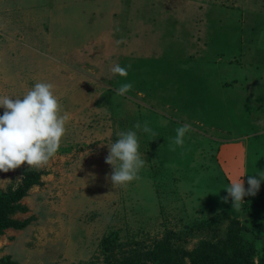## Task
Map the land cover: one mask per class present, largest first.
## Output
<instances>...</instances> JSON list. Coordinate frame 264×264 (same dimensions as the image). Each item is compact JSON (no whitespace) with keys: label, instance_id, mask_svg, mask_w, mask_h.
Listing matches in <instances>:
<instances>
[{"label":"rangeland","instance_id":"obj_1","mask_svg":"<svg viewBox=\"0 0 264 264\" xmlns=\"http://www.w3.org/2000/svg\"><path fill=\"white\" fill-rule=\"evenodd\" d=\"M114 63L128 76L112 74ZM37 82L55 85L71 119L46 166L0 171L4 191L25 171L44 173L15 216L34 221L5 231L0 258L117 264L137 251L130 264H159L147 252L159 241L191 250L236 218L258 261L264 180L239 209L226 188L264 172V0H0V96ZM145 121L155 136L135 129ZM183 125L191 131L175 146ZM128 130L146 164L114 186L107 144Z\"/></svg>","mask_w":264,"mask_h":264},{"label":"clouds","instance_id":"obj_2","mask_svg":"<svg viewBox=\"0 0 264 264\" xmlns=\"http://www.w3.org/2000/svg\"><path fill=\"white\" fill-rule=\"evenodd\" d=\"M109 71L121 77L128 76V70L119 64L114 63ZM132 89L131 82L123 83L117 89V95H125ZM0 108L5 109L0 116V171L7 173L24 164L31 168L46 166L57 154L67 133L66 125L71 119L70 114L63 110L60 98L55 93V85L37 82L22 96H0ZM135 129L150 136L156 135L147 121L143 125L138 122ZM137 131L120 132L115 143L107 144L109 155L105 162L113 168L110 180L114 186H124L138 180L139 172L146 164L139 151ZM175 131L173 145L183 147L184 137L191 131L190 125L180 126ZM261 180H264V172L259 176H248L247 189L243 178L233 181L226 188L234 202L233 208L239 209L246 196H255ZM185 264H190L187 257Z\"/></svg>","mask_w":264,"mask_h":264},{"label":"trees","instance_id":"obj_3","mask_svg":"<svg viewBox=\"0 0 264 264\" xmlns=\"http://www.w3.org/2000/svg\"><path fill=\"white\" fill-rule=\"evenodd\" d=\"M108 94L110 97L116 95L112 89L108 90ZM43 175L44 173L41 171H25L21 182L16 187H9L6 191L0 188V237L4 235L6 230H23L34 221V217L18 219L15 216L18 213L29 212V208L22 203V200L33 187L43 184ZM219 218L220 215L214 217L211 222H216L215 219L218 220ZM202 224H199L200 227ZM246 232H248V227L242 224L240 220L233 218L228 223L225 235L218 240L203 239L196 247L188 250L183 245H172L171 241L166 238L159 241L147 252L159 264H184L186 257L190 264H264V247L256 262L255 257L258 250L255 241L247 240ZM132 252L136 258L137 251ZM133 256L124 257L117 264H130ZM0 264L16 263L8 256L0 258ZM144 264L150 263L144 261Z\"/></svg>","mask_w":264,"mask_h":264}]
</instances>
